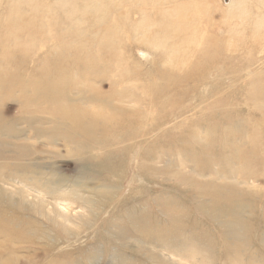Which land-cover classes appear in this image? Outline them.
<instances>
[{
	"label": "rangeland",
	"instance_id": "obj_1",
	"mask_svg": "<svg viewBox=\"0 0 264 264\" xmlns=\"http://www.w3.org/2000/svg\"><path fill=\"white\" fill-rule=\"evenodd\" d=\"M216 202L240 221H207ZM163 210L264 238V0H0V256L193 264L141 239Z\"/></svg>",
	"mask_w": 264,
	"mask_h": 264
},
{
	"label": "bare ground",
	"instance_id": "obj_2",
	"mask_svg": "<svg viewBox=\"0 0 264 264\" xmlns=\"http://www.w3.org/2000/svg\"><path fill=\"white\" fill-rule=\"evenodd\" d=\"M70 108H72L71 111L66 110L67 108L60 110V112L58 111L59 112L58 115H60L61 118H67V119L75 120L74 122H76V123L78 122L80 125V128H81V124L85 123L87 126L83 127L80 130V134L84 135V134H87L89 131L91 132L92 130H94V131L99 130L102 133L106 132L107 129H104V128H106V125L108 123L105 121V119H103L101 121L106 122V123H102V127L99 126V129H96L95 126L97 124H99L100 121L96 120L95 117L93 118V120L87 121L85 119L84 114L79 113L77 111L78 108H75L74 106H72ZM78 110L80 111L81 109H78ZM55 115H57V113ZM95 121H96V123H95ZM79 125H76V127L77 126L79 127ZM45 128H46V126H45ZM83 129H86V130H83ZM13 131H14V129H13ZM82 137L83 136L80 135V138H82ZM31 139H32L31 141L30 140H28V141H30L32 143L35 142L34 145L31 147H33V149H37L36 148V146H37L36 144L38 143L37 142V140H38L37 134L35 133L31 137ZM84 153L85 152H83L82 154H84ZM237 155H238V153H237ZM109 161H110V158L102 160L103 163H108ZM99 164H100V162H97V165H99ZM42 167H44V165H42ZM208 169L209 170L206 169V171H208L210 174H212V172H213L212 169L209 167H208ZM222 170H224V171H222V173L224 175L228 174L227 170H225L224 168H222ZM215 174H217V172H215ZM50 184H52V183H50ZM205 184L207 186H210V187L215 186L214 183H205ZM205 184L203 183V185H201V186H206ZM219 188H221V187H219ZM227 188H229V187H227ZM211 189H213L212 195L214 194V198L217 199V201L219 200V201L229 203L228 201H232V199L235 200L234 197H236V195H235L236 190H232L230 192L220 193L219 191L214 192L215 187H213ZM22 190H24V189H22ZM202 190H203V188H202ZM209 191H210V189H209ZM203 193H206V192H203ZM212 199H213V197H212ZM217 203L218 202H216L214 204H210L209 208L199 207L200 208L199 212H201L203 215H205V217L208 219L207 221L212 222V217L214 215L216 217L215 220H217L219 217L218 215H220L221 217L222 216L231 217V218L235 219L237 222L240 221V218L242 215V210L239 209L240 207L238 205H237V207H239L238 208L239 211L236 210L237 211L236 212V211H233L234 208L236 209V204H233V203L232 204H223V203L217 204ZM171 210L174 211L173 208ZM57 212L59 213L58 216L60 218H62V219L64 218L65 220H70V218L67 216V214H65L63 212H59V211H57ZM163 212L166 215V219L168 221H170L171 228L170 229H166L165 227L162 228V227H159V224H157L158 225V228H157L158 234H156V235L150 234V233H148V235L145 234L146 236L141 237V239H143V241H145L147 243H151V244L155 245L156 247L162 246L161 248H164L165 250L167 249V251H169L170 254L177 255L183 259L191 258V257H189L190 256L189 253H191L193 255V259H194V261L193 260L191 261L193 264H208L207 258H204V259L199 258L198 255H201V253H203V252L208 254V251L211 249H212L211 250L212 252L217 253L218 259L219 260L222 259L224 263L232 260V262H235V264H243L244 262H251V263L254 262L257 264H264V238H262L261 234L257 233L258 228L255 227L254 229H252L254 231V233L251 231V233L249 232L246 234L242 231L240 232L237 229H233V227L231 229L225 228V229H220V230H218V228H217V231H215V230L214 231L213 230L200 231V230H197V228L195 229V231L194 230L190 231L188 229H185V227L181 226L182 224L180 223V219L177 216V214H170V213H168V210H163L162 213ZM211 214L212 215L214 214V215L212 216ZM219 219L223 220V223H224V218L223 219L219 218ZM218 224H219V222H218ZM226 225H227V223H226ZM228 225L230 226V224H228ZM219 226H221V225L219 224ZM206 227L208 228L207 225H206ZM165 230H167L168 232H166ZM258 232H259V230H258ZM257 234H258V236H257ZM48 250L49 249H47V248L45 249V251H47V252H48ZM220 252L224 253V256H220ZM154 257H156V256H154ZM10 260L11 259L5 255L0 256V262L3 264H9ZM159 260H160V262L163 261L161 258H159ZM164 262L166 264H178V263H174V262H171L169 260H166V259ZM251 263H249V264H251ZM218 264H221V262H219Z\"/></svg>",
	"mask_w": 264,
	"mask_h": 264
}]
</instances>
